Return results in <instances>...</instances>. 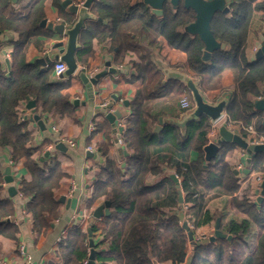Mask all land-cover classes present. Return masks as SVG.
I'll return each mask as SVG.
<instances>
[{
  "label": "trees",
  "instance_id": "16d2710c",
  "mask_svg": "<svg viewBox=\"0 0 264 264\" xmlns=\"http://www.w3.org/2000/svg\"><path fill=\"white\" fill-rule=\"evenodd\" d=\"M10 0H0V33L16 31L19 39L13 42L9 65L0 64V148L9 147V159L21 158L29 178H21L18 192L24 198L25 209L31 218V229L40 234L49 227L50 218L59 216V201L54 196L64 175L58 161L42 167L33 158L34 148L27 129V117L18 112L21 101L32 99L35 107L50 109L53 113L74 117V108L68 95L61 92L63 85L49 81L53 63L41 67L25 60L28 43L41 30L43 0H35L22 16L11 15ZM91 17L84 16L77 33L75 60L85 63L92 55L91 39L111 41L113 61L123 62L127 51L134 50L141 61L133 62L142 86L129 101L132 116L123 124L120 138L128 153L124 165L119 166L105 157L94 181V189L87 201L91 206L106 195L109 213L99 218L104 226L91 224L95 264H264V196L260 203L238 198V174L225 160L236 144L222 142L215 155L205 161L203 146L208 142L210 117L205 113L187 116L182 122L163 121L154 130L161 112H152V100L159 96L156 87L161 84L160 69L151 59L152 45L162 37L170 47L186 54V64L200 95L221 90V76L232 71L234 83L225 93L223 110L226 118L237 123L240 133L248 135L251 125L255 138L264 140L263 111L254 108L253 101L261 96L264 85V56L248 58L245 52L252 12L263 9V0H232L226 12L216 11L210 20L213 36L224 43L214 49L209 58L201 59L203 42L196 34L185 30L194 19L191 8L182 0L173 8L169 2L156 15L140 0H93L87 8ZM70 19V18H69ZM74 23V20L71 19ZM35 44L37 42L35 41ZM187 90L185 84L178 83ZM171 90L168 87L165 93ZM219 97H213L217 101ZM194 106L191 96L189 106ZM108 133V122L95 123ZM46 143H43V147ZM40 147V148H41ZM106 153L107 145L98 144ZM192 152H196L192 157ZM249 169L264 172V151L252 153ZM165 170V171H164ZM176 174L183 203L169 173ZM163 174L158 183H144L148 174ZM3 173L0 171V193L3 191ZM229 195L232 210L242 218L222 221L221 214L210 211L208 199ZM186 206V208L183 207ZM193 228L214 222L219 218V230L231 234L230 239L189 241L181 226L178 211ZM14 201L11 196H0V235L17 239L19 225L14 221ZM8 218V219H7ZM95 220V219H94ZM253 221L257 225V240L248 253H235L234 240L241 239ZM206 246H208L206 249ZM89 254L87 231L71 225L61 235L54 251L55 260L46 264H84Z\"/></svg>",
  "mask_w": 264,
  "mask_h": 264
},
{
  "label": "crops",
  "instance_id": "0c3cea01",
  "mask_svg": "<svg viewBox=\"0 0 264 264\" xmlns=\"http://www.w3.org/2000/svg\"><path fill=\"white\" fill-rule=\"evenodd\" d=\"M34 1L10 0L8 6L10 14L15 16L26 14ZM62 1L43 0V17L41 20L45 18L46 22L57 23L63 20L65 23H72L71 19L76 22L77 20H82L85 15L91 17L88 9L79 5L83 0H72L73 3L79 5L76 13H72L67 7H63L61 5ZM262 11V9H255L252 12L245 48L248 58L253 56L255 52L253 47H258L261 34L264 31V28L259 30V27H261L259 18L263 13ZM40 26L41 30L34 36V41L31 40L28 43L25 51V60L29 63L36 62L43 55L58 51L61 47L66 46L67 36L65 34L59 35L54 30L47 28L46 25L40 24ZM17 39H19V35L16 31L5 30L0 33L1 65L7 66L5 60L8 59L13 42L17 41ZM35 41L37 44H35ZM59 42L62 44L55 46ZM91 49L92 55L87 58L85 63L76 61L77 67L72 73L66 74L64 72L56 77L52 69L49 76V81L63 85L61 92L68 95V101L74 108V117L53 113L52 110L43 107H36V112L43 122L44 128H41L35 121L27 119V129L32 134V139L28 146L34 148L32 152L33 158L37 159L42 167L52 164L53 161H58L64 172L58 188L54 190V196L59 201V216L48 219L50 225L45 232L36 234L31 229V218L25 209L27 198L22 197L18 192L19 180L21 178H29V173L23 164L24 159L21 158L12 162L9 159V147L0 148V171L3 172V164L8 162L13 176V183H3L4 189L0 196H9L7 193L9 184H13L16 187L17 193L11 197L15 207L14 218L19 225L17 239L0 235L1 264H46L50 260H55L54 251L58 238L73 224L86 230L89 221L93 219V210L103 203L107 197L106 195L101 196L91 206L87 205V201L94 189L95 178L105 157L113 160L119 166L124 165V156L128 151L123 142L119 143L116 140L117 127H122L125 121L132 116L129 101L142 86V80L137 77L133 62H140L141 59L136 51L129 49L123 62L116 64L113 61V49L109 38L102 41L92 38ZM151 49V59L161 72V84L156 87L159 96L152 100V112L159 111L162 113L155 125L159 124V118H161L160 127L163 121L182 122L187 116L194 114L193 109L195 108L194 105L190 110L180 112V99L183 96H187L190 100L192 96L187 82L191 81L194 84L191 78L192 72L186 64V54L182 50L170 47L162 37L158 38ZM106 61H109L110 66L116 70H106L90 87L89 83H83L78 77V72L82 67L88 76L106 69ZM51 62L54 63V61ZM220 80L222 89L207 92L205 97H203L205 102L216 104L221 100L224 101L225 93L234 83L233 72L230 70L225 71ZM180 82L187 86V90L184 87L180 89L178 86ZM168 87H171V90L165 93ZM213 97H219V100L214 102ZM72 99H77L78 102L74 104ZM103 102H108L111 110H118L120 113V117L115 120V127L105 117L106 108L101 105ZM25 103L26 100L19 102L17 108L20 116L27 117L29 110L25 107ZM104 120L108 122V133H106L104 128L98 129L95 126V123H102ZM89 123L94 125L91 130L89 129ZM213 136H217L216 131L212 136L208 132V141ZM66 139L74 141V145L70 146ZM253 139H256L254 131L246 136V140ZM259 139L262 140L261 138ZM262 141L264 142V140ZM58 142L62 143L61 148L56 147ZM43 143L46 144L41 147ZM98 144L107 145L105 154L98 149ZM88 146L92 148L91 151L86 150ZM242 150L241 147L236 145L226 154L225 160L232 168L240 161L244 163V169L249 166L246 162L247 154L244 153L243 156ZM195 155L196 152H192V157H195ZM171 173L173 172H170L169 175ZM255 174L264 176V172L249 169L247 173L244 172L238 179V198L244 196L248 201L257 203L254 193L257 188V181L254 179ZM162 175V173L148 174L144 178V183H158L161 181ZM61 197L65 200L61 201ZM67 198L70 199L68 206L66 205ZM230 200L231 197L229 195L213 196L208 199L206 207L210 211L220 213L222 221L230 218L241 219L242 217L232 210ZM93 221H95L98 228L104 226L99 221V218ZM214 224L215 220L195 228V232L205 234L209 240V236L214 231ZM257 230V225L251 221L247 233L241 239L235 240L238 243V247L241 248V252L246 254L254 249L257 240ZM99 238L100 235L96 233L93 240L96 241ZM21 245L23 246V253L19 249ZM27 256L30 258L27 259ZM165 264L168 263L166 262Z\"/></svg>",
  "mask_w": 264,
  "mask_h": 264
},
{
  "label": "water",
  "instance_id": "95a60500",
  "mask_svg": "<svg viewBox=\"0 0 264 264\" xmlns=\"http://www.w3.org/2000/svg\"><path fill=\"white\" fill-rule=\"evenodd\" d=\"M93 0H83L79 5L84 8H88L90 6V3ZM143 3L147 4L151 8V12L160 15L162 13V6L165 2H169L170 5L174 8L179 0H140ZM232 0H182V3L184 7L191 8L194 12V19L186 24L185 30L189 33L196 34L203 42V50L201 54V59L206 60L209 58L211 52L218 48V47H224L223 42H219L211 33L210 31V20L214 13L218 10L222 12H226L229 9V4ZM264 4V0H263ZM61 5L63 7H67L69 11L72 13H76L78 4L73 3L72 0H63L61 2ZM41 25H46L47 28L54 30L59 35L65 34L67 36L66 46L61 47L58 51L51 52L49 54L43 55L42 57L38 58L36 60L37 63L40 64L41 67L46 66L51 61H57L59 59L63 60L66 64V74L72 73L76 67L77 63L75 60L74 52L76 48V38L77 33L79 31V27L81 25V20H77L74 23H65L63 20L57 23L52 22H46V19H42L40 21ZM261 40L259 42L258 47L256 48L254 52V57L259 58L261 56H264V31L261 34ZM62 43L59 42L55 46L61 45ZM7 63V66L9 65V60H5ZM107 68L97 71L91 76H88L85 73V69L82 67L80 68L78 72V77L83 83H89V87L91 84H93L100 76H102L106 70L109 71H115L116 69L110 66V62L106 61ZM188 86L191 90L192 97L194 100V114L198 115L200 113H205L210 117V119H213L216 117L220 111L223 110L224 101L221 100L217 102L216 104H210L208 102H205L200 95L199 91L195 87V85L188 81ZM261 89V96L257 97L254 101V108L258 110L263 111V118L262 122L264 123V85L260 86ZM78 101L77 99H72V103L76 104ZM25 107L29 110V113L27 114V118L29 120L35 121L41 128L43 127V122L40 120L39 115L36 112L35 102L32 99H27L25 103ZM106 119L112 124V126L115 125L116 118L120 117V113L118 110H112L105 113ZM160 122L161 118H159V124L154 125V130H157L160 128ZM122 127H117L118 133L117 136H119L120 131ZM222 142H233L237 146L241 147L247 154L246 162L247 164L250 163L251 160V154L254 152H262L264 151V142L261 143H250L246 140V134L245 133H234L226 128L225 123H221L217 127V136L214 137L211 141H208L203 146V152H204V158L205 161H209L211 157H213L216 153V151L219 148V145ZM62 143L58 142L56 147L61 148ZM126 153V152H124ZM4 170H3V180L5 183H13V176L10 171V166L8 162H5L3 164ZM249 171L248 166L244 169V172L247 173ZM176 187L177 192V200L180 204L183 203V197L182 192L179 186V181L175 173H171L169 175ZM7 193L9 196H14L17 193V189L13 184H9L7 186ZM254 193L256 195L255 201L257 203H260L263 196H264V179L260 182L259 188H256L254 190ZM61 201L65 200L63 197L60 198ZM70 202V199H66V205L68 206ZM109 213V201L104 200L103 203L98 205L92 212V220L89 221L88 226L86 228L87 235H88V245H89V254L86 260L85 264H95L94 261V247H93V238H92V232H91V224L93 223L94 219L100 218L102 215H106ZM178 218L181 222V226L186 230L187 238L189 241H193L192 239V231L190 230L188 223L186 219L184 218V214L182 210L178 211ZM8 219V218H7ZM216 237H225L226 239L231 238V234H225L219 230V218H215V224H214V231L213 234L209 236V240L212 241ZM1 264V263H0Z\"/></svg>",
  "mask_w": 264,
  "mask_h": 264
},
{
  "label": "built area",
  "instance_id": "2783aa9c",
  "mask_svg": "<svg viewBox=\"0 0 264 264\" xmlns=\"http://www.w3.org/2000/svg\"><path fill=\"white\" fill-rule=\"evenodd\" d=\"M256 48H257L256 46L253 47L254 50H256ZM66 68H67L66 64H65V62L63 60L59 59L57 61H54V63H53V74L56 77H58V76L62 75L65 72ZM189 103H190V100H189V98L187 96H183L180 99V106L182 108L188 107ZM101 105H102L103 108H106V112L112 111L110 105L108 104V102H103ZM20 117H22V116H20ZM210 121H211V129L209 130V134L211 136H212V134H214L215 131L217 132V127L223 122L225 123L227 129H229L230 131H232L234 133L241 134L239 125L237 123H234V122H231L230 120H228L226 118L225 112L223 110L220 111V113L216 117L211 119ZM93 127H94L93 123H89V129L91 130V129H93ZM246 130L249 133L253 132V128H252L251 125L247 126ZM213 138H214V136L210 137L209 141H211ZM66 140H67V143L70 146L74 145V141H72L70 139H66ZM116 140L119 143L122 142V139L120 138V134H119V136H117ZM247 141L250 142V143H261V142H263L260 139H253V140H247ZM86 150L91 151L92 148L88 146L86 148ZM244 153H246V152L244 150H242V155L243 156H244ZM234 168H235V171L238 174V177L240 178L244 174V163L242 161H240V162L235 164ZM254 179L257 181V188H259L260 182L264 179V176L261 175V174H255L254 175ZM183 207L186 208L185 205H183ZM14 221H16L15 218H14ZM188 226H189V228H193L192 224H190V223H188ZM192 239H193V241L198 242V241L203 239V235H201L199 232L196 231V232H194V234L192 236ZM19 249H20V252L23 253V246L22 245L19 247ZM29 258L30 257L27 256V259H29ZM85 263H86V261H84V264Z\"/></svg>",
  "mask_w": 264,
  "mask_h": 264
},
{
  "label": "rangeland",
  "instance_id": "374dc122",
  "mask_svg": "<svg viewBox=\"0 0 264 264\" xmlns=\"http://www.w3.org/2000/svg\"><path fill=\"white\" fill-rule=\"evenodd\" d=\"M263 10V9H262ZM263 13L261 14L260 18H259V21H260V24H261V27H259V30H262L261 28H264V10L262 11ZM195 109V108H194ZM194 109H193V112H194ZM200 233V232H199ZM201 235H203V239L207 240L208 237L203 234V233H200ZM213 234V233H212ZM208 246H206L205 248L203 249H206ZM234 248H235V253H240L242 250L240 247H238V243L235 242L234 240Z\"/></svg>",
  "mask_w": 264,
  "mask_h": 264
}]
</instances>
